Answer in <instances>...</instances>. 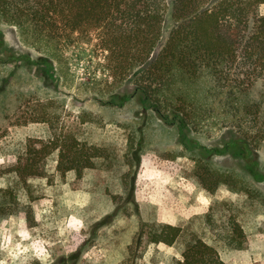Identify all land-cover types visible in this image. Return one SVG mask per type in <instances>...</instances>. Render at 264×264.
Masks as SVG:
<instances>
[{"label": "rangeland", "instance_id": "obj_1", "mask_svg": "<svg viewBox=\"0 0 264 264\" xmlns=\"http://www.w3.org/2000/svg\"><path fill=\"white\" fill-rule=\"evenodd\" d=\"M259 9L264 14V3ZM0 31V204L2 196L11 203L12 193L19 208L0 216V264H173L193 238L225 264H264V138L251 159L239 148L207 157L186 147L194 139L223 148L234 138L233 119L208 93L207 78L177 82L197 117L181 136L136 98L106 103L119 86L97 37L37 45L1 17ZM253 102L263 119L264 79L235 103ZM56 136L105 155L78 175L57 169L56 150L40 174L18 180L13 166L28 140ZM199 159L226 180L214 191L197 176ZM235 222L242 246L229 238ZM161 223L181 228L174 244L150 239Z\"/></svg>", "mask_w": 264, "mask_h": 264}, {"label": "trees", "instance_id": "obj_2", "mask_svg": "<svg viewBox=\"0 0 264 264\" xmlns=\"http://www.w3.org/2000/svg\"><path fill=\"white\" fill-rule=\"evenodd\" d=\"M262 3L264 0H171L168 32L167 0H0V17L19 26L37 45L97 37L107 51L111 76L119 86L106 103L122 106L136 98L144 109L176 126L181 136L188 135L186 128L197 124V117L177 82L207 78L208 93L233 119L234 138L223 148H209L194 139L186 147L207 157L239 148L246 159H251L264 138V118L259 117L257 103L238 107L235 102L255 80L264 79V14L259 9ZM56 150L57 169L62 173L73 170L78 175L93 168L95 158L105 155L103 148L76 139H29L26 151L13 166L18 180L40 174V163ZM197 161L195 171L207 190L214 191L226 181L207 162ZM133 180L131 177V191ZM9 196L11 203L2 196L0 216L19 211L16 195ZM26 211L31 212L30 208ZM232 227L229 238L242 246L238 241L241 228L236 222ZM181 231L179 226L161 223L151 229L150 239L172 245ZM173 264L225 262L213 246L193 238L185 246L182 258Z\"/></svg>", "mask_w": 264, "mask_h": 264}]
</instances>
